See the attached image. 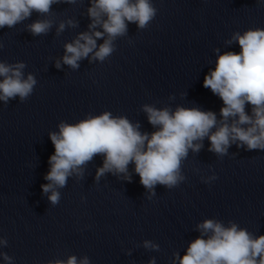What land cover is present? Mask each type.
Here are the masks:
<instances>
[{"label": "clouds", "instance_id": "obj_1", "mask_svg": "<svg viewBox=\"0 0 264 264\" xmlns=\"http://www.w3.org/2000/svg\"><path fill=\"white\" fill-rule=\"evenodd\" d=\"M60 2L0 0V29L15 27L29 19L33 12L47 14L53 4ZM64 2L75 3V0ZM156 13L150 0H90L89 31L65 44L63 64L78 69V62L88 58L90 53L92 60L103 62L114 51L113 41L127 35L129 23L145 29ZM67 24L75 26L72 20ZM98 26L103 31H95ZM51 27L52 21L47 19L27 25L34 36L47 34ZM64 28L65 23L61 22L57 34ZM98 39H103L99 46ZM232 41L238 43L240 52L219 54L215 68L203 81V87L223 102L219 121L216 113L210 110L177 107L172 111L167 107L157 109L144 105L148 122L156 129L150 134L142 133L138 123L133 124L125 117H113L107 111L75 124L61 122L59 133L49 134L55 151L49 157L50 168L44 176L49 183L41 185L44 193H50L49 202L57 205L60 193L56 189L65 187L73 172L82 175V166L96 155L104 156L97 178L106 172L123 173L131 182L128 165L134 163L141 185L154 195L157 184L172 189L185 180L181 174L182 160L187 158L189 149L198 153L203 145L194 142H202L205 137L210 142L209 151L221 157L233 143L238 148L246 146V150L264 151V29L235 33L228 43ZM60 66L57 61L56 67ZM25 67L23 62H0V77L3 78L0 80V101L7 104L19 97L22 103L32 95L37 81L32 74L26 79L23 77ZM246 106H250V113ZM197 228L200 236L189 244L186 254L178 257L179 264H264V235L254 236L231 221L225 227L213 219L204 220ZM144 247L159 250L158 245L150 241H145ZM0 255H4L5 260L11 259L6 254ZM48 264H90V261L85 256L78 262L72 255L66 261L57 259ZM150 264H155V260Z\"/></svg>", "mask_w": 264, "mask_h": 264}]
</instances>
